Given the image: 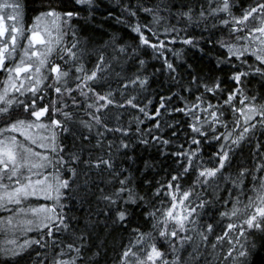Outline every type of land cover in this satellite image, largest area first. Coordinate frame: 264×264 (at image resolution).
Listing matches in <instances>:
<instances>
[{
    "label": "snow or ice",
    "instance_id": "1",
    "mask_svg": "<svg viewBox=\"0 0 264 264\" xmlns=\"http://www.w3.org/2000/svg\"><path fill=\"white\" fill-rule=\"evenodd\" d=\"M117 3L133 45L116 33L99 43L82 34L78 22L98 10L97 0H42L30 26L22 0H0V208L11 213L0 231L38 237L6 240L0 264H101L106 245L92 241L93 215L104 216L105 229L127 231L111 264H251L264 249V92L248 88L250 77L264 88V0L241 4L239 14L237 0ZM189 25L209 35L189 34ZM202 40L222 51L218 70L229 66L228 80L174 62L183 61L177 43L204 52ZM153 59L160 69H149ZM162 70L177 91L149 110L152 100L135 93ZM64 134L73 138L67 153L58 143ZM137 145L175 165L163 180L145 177L143 194L131 164L124 167ZM245 147L248 159L238 163ZM65 197L86 210L83 228L64 211ZM30 198L53 202L32 206ZM129 205L142 210L143 225L129 227Z\"/></svg>",
    "mask_w": 264,
    "mask_h": 264
},
{
    "label": "trees",
    "instance_id": "2",
    "mask_svg": "<svg viewBox=\"0 0 264 264\" xmlns=\"http://www.w3.org/2000/svg\"><path fill=\"white\" fill-rule=\"evenodd\" d=\"M48 0H43V3L46 4ZM158 3L159 0H156ZM193 3L195 4L196 0H172V3L179 7L183 3ZM252 2V0H237V8L234 11L239 14V6L243 4L245 7L247 3ZM24 4V23L26 26H30L32 23V18L37 14V10L42 6V0H22ZM135 3V0H133ZM98 10L93 12L87 20H80L79 26L83 35H91L95 40L99 42H104L109 39V36L113 33H116L126 44L133 45L136 41V33L132 32L127 23H120L115 17L121 16V8L119 7L117 0H97ZM84 16H87V13H83ZM141 19H143V14H141ZM75 22V21H74ZM175 23V21H173ZM177 27H184L183 21L177 24ZM213 32H216L217 29H212ZM189 34H195L198 37L203 34L205 37L209 35L208 32L204 31L201 27L195 25H189L187 28ZM201 47L205 49L204 52H201L198 48H191L189 46L181 45L177 43L174 47L179 49L184 48L183 61L179 58L174 60L175 63H186L192 66V69L198 72L202 76H220L223 80H228L231 71L229 66L222 65V71L218 70L217 58L223 53L218 46L213 47L212 44L207 43L202 40ZM169 58L172 59L171 52L169 53ZM155 64L157 69H160L161 63L155 59L150 61L149 69L151 65ZM181 75L185 79L188 78L187 73L181 69ZM250 82L248 88L252 91H255L257 96L261 92H264V88H261L259 77H250ZM229 87L233 85L229 84ZM177 91L174 82H170L168 74L166 71H157L153 77L149 80V86L146 89H138L135 93L137 98L147 103L145 97H148L152 100V104L149 105V110L157 104V100L162 95H169L171 92ZM175 100V97H173ZM139 115V113H137ZM178 117L180 114H176ZM143 118V117H142ZM129 119H131L129 117ZM183 123V122H182ZM150 125V121L147 118H144V124L141 125L142 128L147 129ZM167 136L168 130L166 129L163 133ZM58 143L63 145V153H67L73 145V138L64 134L63 136L58 137ZM170 148L174 146L170 145ZM74 150V149H73ZM209 149H205V159H208L207 153ZM62 153V154H63ZM132 155L135 156L134 161H129L124 164L125 168H131L129 171L133 176V187L137 192L143 194V192L149 189V185L145 182V177L148 180L160 181L163 180L167 172L174 167L173 159L170 156H165L162 152L157 149L149 146L145 148L143 145H137ZM249 155V147H245L241 155H239L236 160L241 162L247 160ZM67 159V156H65ZM47 174L54 175L56 177L57 172L53 170V167L50 166ZM59 174L61 176L66 175L63 169L60 170ZM66 205L64 211L69 216H74L76 220L73 223H76L78 227L83 228L85 223V209L80 207L78 200L74 198L65 197L63 201ZM32 206H37L42 203L39 200H31L27 202ZM52 204V202L50 203ZM27 206V205H25ZM133 211V216L129 219L131 223L129 224L130 228H135L137 226L143 225L144 217L141 216V209L135 205H129ZM4 216V214H3ZM99 221L96 230L92 234V241L95 244H100L102 247L106 245V256L99 257L101 264H111L115 252L113 248L118 249L120 241L123 239L127 241V231H113L111 228L105 229V218L104 216L96 217L92 216V222ZM79 222V223H77ZM89 227H92V224L89 223ZM145 230V229H142ZM29 238L35 239L37 237L36 231L28 232ZM3 234L0 233V245H2ZM163 247V245H161ZM35 247V246H34ZM251 264H264V249L257 248L255 254L251 257Z\"/></svg>",
    "mask_w": 264,
    "mask_h": 264
},
{
    "label": "rangeland",
    "instance_id": "3",
    "mask_svg": "<svg viewBox=\"0 0 264 264\" xmlns=\"http://www.w3.org/2000/svg\"><path fill=\"white\" fill-rule=\"evenodd\" d=\"M37 47H39V46H37ZM20 55H21V53L18 51V53H17V60L19 59V56ZM0 77H1L0 88H2L3 81H4V76L1 75ZM34 132H40L43 135H47V133L44 130H34ZM17 135H19V134H17ZM20 138L23 139V137H20ZM50 166L51 165L47 166L46 169H44L43 171L45 172L46 175H48L49 182H53L54 179H55V176L54 175H51V174L50 175L47 174ZM31 200H39V201H42V203H48V204H50L51 202H53L52 200H44L43 198H30L29 201H31ZM9 207H12V206L10 205ZM3 214H4V216H3ZM10 214L11 213H9L7 211H4L2 208H0V220H4ZM0 233L3 234V237H2V245H4V243H5L6 240L15 239L18 242H22L24 239L29 238L28 233H26V234L25 233H10V232H6V231H0Z\"/></svg>",
    "mask_w": 264,
    "mask_h": 264
},
{
    "label": "flooded vegetation",
    "instance_id": "4",
    "mask_svg": "<svg viewBox=\"0 0 264 264\" xmlns=\"http://www.w3.org/2000/svg\"><path fill=\"white\" fill-rule=\"evenodd\" d=\"M1 76V75H0ZM0 84H1V77H0Z\"/></svg>",
    "mask_w": 264,
    "mask_h": 264
}]
</instances>
